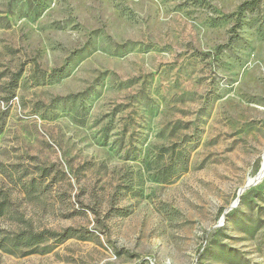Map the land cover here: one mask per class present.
I'll return each mask as SVG.
<instances>
[{
    "label": "rangeland",
    "instance_id": "rangeland-1",
    "mask_svg": "<svg viewBox=\"0 0 264 264\" xmlns=\"http://www.w3.org/2000/svg\"><path fill=\"white\" fill-rule=\"evenodd\" d=\"M1 126L14 209L88 240L0 264H264V0H0Z\"/></svg>",
    "mask_w": 264,
    "mask_h": 264
},
{
    "label": "trees",
    "instance_id": "trees-1",
    "mask_svg": "<svg viewBox=\"0 0 264 264\" xmlns=\"http://www.w3.org/2000/svg\"><path fill=\"white\" fill-rule=\"evenodd\" d=\"M20 77L21 72L13 75L9 83L11 88H17ZM10 100L9 98L3 99L6 104H9ZM1 133L2 126L0 127V135ZM177 163L176 166L170 163L164 167L160 174L162 175L163 183L169 184L187 171L184 152L180 151L177 153ZM175 167H179L180 171L178 172V170H175ZM51 173V169L45 168L42 170L41 176L43 178H48ZM14 187L18 194L15 198H13V194L10 190L8 191L4 187H0V219L10 216L11 221L16 222L19 226L17 232L13 236L8 233L2 236L0 240V249L2 251L11 255L27 257L46 253L51 246L44 245L49 241H53L54 245H62L71 239H78L81 241L88 240V234H86L83 229H75L73 227H69L62 232L48 229L35 230L32 222L26 220L23 215L14 209V202L18 201L20 197H24L25 199L35 198V195H37L39 191V184L36 179H33L29 183L20 180Z\"/></svg>",
    "mask_w": 264,
    "mask_h": 264
},
{
    "label": "water",
    "instance_id": "water-1",
    "mask_svg": "<svg viewBox=\"0 0 264 264\" xmlns=\"http://www.w3.org/2000/svg\"><path fill=\"white\" fill-rule=\"evenodd\" d=\"M260 180V178H258L254 183H252V184H248L247 185V187L245 188V189H249V188H252L254 185H256L257 184V182ZM241 196H242V191L239 193V195H238V201H239V199L241 198ZM225 215H226V213H225Z\"/></svg>",
    "mask_w": 264,
    "mask_h": 264
},
{
    "label": "bare ground",
    "instance_id": "bare-ground-1",
    "mask_svg": "<svg viewBox=\"0 0 264 264\" xmlns=\"http://www.w3.org/2000/svg\"><path fill=\"white\" fill-rule=\"evenodd\" d=\"M264 176V168H263V172L261 173V175L258 178H262Z\"/></svg>",
    "mask_w": 264,
    "mask_h": 264
}]
</instances>
